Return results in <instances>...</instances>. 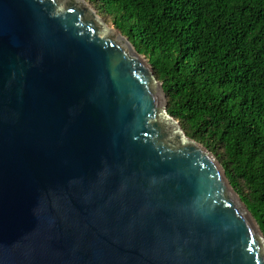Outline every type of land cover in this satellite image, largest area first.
Returning <instances> with one entry per match:
<instances>
[{"label": "water", "instance_id": "95a60500", "mask_svg": "<svg viewBox=\"0 0 264 264\" xmlns=\"http://www.w3.org/2000/svg\"><path fill=\"white\" fill-rule=\"evenodd\" d=\"M85 0H0V264H264L215 157Z\"/></svg>", "mask_w": 264, "mask_h": 264}, {"label": "trees", "instance_id": "16d2710c", "mask_svg": "<svg viewBox=\"0 0 264 264\" xmlns=\"http://www.w3.org/2000/svg\"><path fill=\"white\" fill-rule=\"evenodd\" d=\"M142 55L167 113L218 161L264 236V0H89Z\"/></svg>", "mask_w": 264, "mask_h": 264}, {"label": "rangeland", "instance_id": "374dc122", "mask_svg": "<svg viewBox=\"0 0 264 264\" xmlns=\"http://www.w3.org/2000/svg\"><path fill=\"white\" fill-rule=\"evenodd\" d=\"M85 1L89 3V0H85ZM89 5H90V3H89ZM90 6H91V5H90ZM91 7H92V6H91ZM98 16H99V15H98ZM99 17H100V16H99ZM100 19H102V20L105 22V24H106L107 27H109L110 29H115V28L113 27V25L111 24L110 21L104 20V18H101V17H100Z\"/></svg>", "mask_w": 264, "mask_h": 264}]
</instances>
